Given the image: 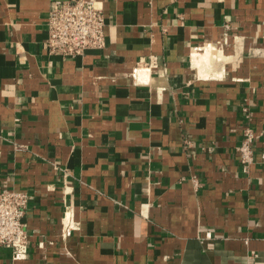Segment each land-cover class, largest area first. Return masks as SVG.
<instances>
[{"label": "crops", "instance_id": "0c3cea01", "mask_svg": "<svg viewBox=\"0 0 264 264\" xmlns=\"http://www.w3.org/2000/svg\"><path fill=\"white\" fill-rule=\"evenodd\" d=\"M52 1L0 0V187L30 195L28 258L0 264H264V0H99L106 48L66 59Z\"/></svg>", "mask_w": 264, "mask_h": 264}, {"label": "built area", "instance_id": "2783aa9c", "mask_svg": "<svg viewBox=\"0 0 264 264\" xmlns=\"http://www.w3.org/2000/svg\"><path fill=\"white\" fill-rule=\"evenodd\" d=\"M46 26L45 46L51 55L60 56L63 59L75 58L83 56L89 50L106 48V18L103 4L99 0H53L47 15ZM225 28L229 30L230 26L226 25ZM262 53L263 50L258 49L254 55ZM148 64L155 67L157 61L151 58ZM258 140L259 135L255 129L247 127L242 142L237 148L245 172H248L256 163L254 144ZM262 158L264 159V154ZM29 206L30 195L27 190L14 186L0 187V248L10 249L15 261L28 258ZM62 225L65 236L78 225L73 208L66 209Z\"/></svg>", "mask_w": 264, "mask_h": 264}, {"label": "bare ground", "instance_id": "6f19581e", "mask_svg": "<svg viewBox=\"0 0 264 264\" xmlns=\"http://www.w3.org/2000/svg\"><path fill=\"white\" fill-rule=\"evenodd\" d=\"M219 55L223 56V50L221 48H214L213 46L195 50L192 54V63L197 73L201 77L208 76Z\"/></svg>", "mask_w": 264, "mask_h": 264}, {"label": "rangeland", "instance_id": "374dc122", "mask_svg": "<svg viewBox=\"0 0 264 264\" xmlns=\"http://www.w3.org/2000/svg\"><path fill=\"white\" fill-rule=\"evenodd\" d=\"M216 48H217V47H216ZM217 49H219V48H217ZM223 55H224V54H223ZM223 58H224V56L219 55V56H218V59L215 61V64L213 65L214 68L212 67L211 70H214L216 66H219V65L221 66V64H222L223 61H224ZM222 66H223V65H222ZM210 72H211V71H210ZM210 72H209V73H210Z\"/></svg>", "mask_w": 264, "mask_h": 264}]
</instances>
